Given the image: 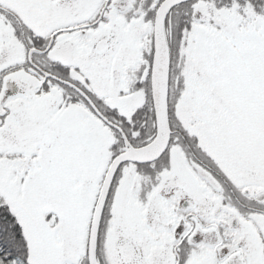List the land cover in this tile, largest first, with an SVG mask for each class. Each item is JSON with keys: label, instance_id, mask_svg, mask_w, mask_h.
Masks as SVG:
<instances>
[{"label": "snow or ice", "instance_id": "1", "mask_svg": "<svg viewBox=\"0 0 264 264\" xmlns=\"http://www.w3.org/2000/svg\"><path fill=\"white\" fill-rule=\"evenodd\" d=\"M0 264H264V0H0Z\"/></svg>", "mask_w": 264, "mask_h": 264}]
</instances>
